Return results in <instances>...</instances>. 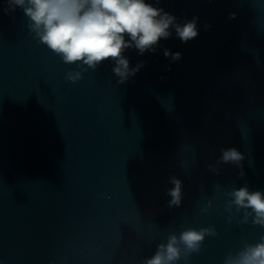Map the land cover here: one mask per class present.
<instances>
[{
  "label": "water",
  "instance_id": "water-1",
  "mask_svg": "<svg viewBox=\"0 0 264 264\" xmlns=\"http://www.w3.org/2000/svg\"><path fill=\"white\" fill-rule=\"evenodd\" d=\"M0 264H264V0H0Z\"/></svg>",
  "mask_w": 264,
  "mask_h": 264
}]
</instances>
